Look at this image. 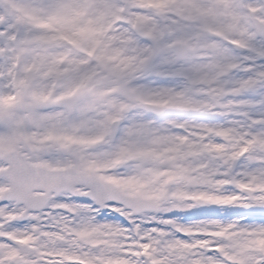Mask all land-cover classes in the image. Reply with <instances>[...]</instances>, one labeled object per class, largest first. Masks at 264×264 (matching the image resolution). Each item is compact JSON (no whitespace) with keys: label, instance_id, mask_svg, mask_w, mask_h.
Segmentation results:
<instances>
[{"label":"snow or ice","instance_id":"6c2138e0","mask_svg":"<svg viewBox=\"0 0 264 264\" xmlns=\"http://www.w3.org/2000/svg\"><path fill=\"white\" fill-rule=\"evenodd\" d=\"M0 264H264V0H0Z\"/></svg>","mask_w":264,"mask_h":264}]
</instances>
